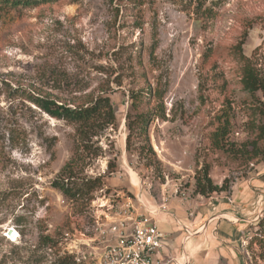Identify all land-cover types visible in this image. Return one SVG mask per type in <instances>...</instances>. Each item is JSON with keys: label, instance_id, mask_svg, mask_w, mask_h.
Here are the masks:
<instances>
[{"label": "rangeland", "instance_id": "374dc122", "mask_svg": "<svg viewBox=\"0 0 264 264\" xmlns=\"http://www.w3.org/2000/svg\"><path fill=\"white\" fill-rule=\"evenodd\" d=\"M246 30L243 52L264 71V0H146L141 8L129 0H54L0 15V264H59L65 233L100 235L92 209L105 194L136 200L143 193L164 212L170 201L190 202L192 211L233 202L232 187L247 182L253 190L239 216L250 220L236 232V261L223 264H264V160L248 162L210 138L231 107L229 140L239 149L252 134L251 106L264 101L241 83L234 45ZM150 88L161 99L144 101L140 111L157 105L149 122L155 154L141 153V136L127 146L131 93ZM22 91L71 106L109 96L116 123L81 135L77 124L52 117ZM69 162L76 183L89 180L78 200L53 185ZM205 163L216 184L228 179V191L196 193ZM42 235L58 244L42 243Z\"/></svg>", "mask_w": 264, "mask_h": 264}, {"label": "trees", "instance_id": "16d2710c", "mask_svg": "<svg viewBox=\"0 0 264 264\" xmlns=\"http://www.w3.org/2000/svg\"><path fill=\"white\" fill-rule=\"evenodd\" d=\"M54 0H0V15L9 14L12 12H22L27 9H34L46 5ZM134 6L141 8L146 0H129ZM251 27V23H250ZM248 36V30L243 33L242 38L234 45L235 54L242 63L241 83L243 89L255 95L258 92L263 93L264 97V71L258 67L254 57H248L243 52L245 38ZM156 40V39H155ZM157 41L153 44V50L156 48ZM212 49H207L204 54V59L211 57ZM26 97L34 102L43 111L47 112L52 117L65 119L78 125V130L81 135L86 133L90 128L106 125H114L116 123V111L109 96L97 95L92 96L84 103H78L74 106L69 103H59L48 95H33L25 93ZM146 94V95H144ZM160 100L161 93L158 90L149 89L148 91H132L131 106L127 115V146L129 147L134 136H141L143 143L141 144V153L145 149L155 154L151 145L149 135V122L157 108V105L149 107L147 110L140 111L141 104L145 101L147 105H151L153 99ZM251 118L248 120L251 137L247 141L241 143L239 149H234L235 144L229 140V136L233 130V114L231 107H225L217 118V126L211 133V142L215 148L228 151L234 156H241L248 162L255 159L264 160V101L251 106ZM211 165L205 163L197 170L195 175V191L203 197H210L215 192H226L229 189V181L225 179L219 185L214 182L210 175ZM74 178V179H73ZM75 173L72 162L67 163L61 169L59 175L53 181L54 187L61 190L68 197L78 200L84 195V190H88V181L79 185L75 182ZM100 182V178L97 179ZM264 216V215H263ZM262 216V217H263ZM264 221V217L260 219L259 224ZM41 242L54 247L58 244V240H54L51 235H42ZM59 264H78L71 255H63L59 259Z\"/></svg>", "mask_w": 264, "mask_h": 264}, {"label": "built area", "instance_id": "2783aa9c", "mask_svg": "<svg viewBox=\"0 0 264 264\" xmlns=\"http://www.w3.org/2000/svg\"><path fill=\"white\" fill-rule=\"evenodd\" d=\"M140 196L134 200L128 195L105 194L94 200L93 217L100 235L65 233L64 254L78 264H160L157 254L168 234L160 228L158 217L166 207H149L143 193ZM173 263L190 264V255L183 253Z\"/></svg>", "mask_w": 264, "mask_h": 264}, {"label": "crops", "instance_id": "0c3cea01", "mask_svg": "<svg viewBox=\"0 0 264 264\" xmlns=\"http://www.w3.org/2000/svg\"><path fill=\"white\" fill-rule=\"evenodd\" d=\"M247 184L249 185H234L233 202H215L213 208L198 205L191 211L190 202L184 204L170 201L169 210L158 217L160 228L168 234L165 246L157 254L160 264H174V258L183 253L190 255V264H223L224 261H236V232L239 233V226L245 224L242 221L250 220L239 216L244 206L241 199L248 202L251 198L253 187L250 182ZM184 212H187L186 218L179 220L178 214L182 215ZM191 214L193 217H190ZM174 217L186 229L185 233L179 231L178 224L173 221ZM214 230H217V238L213 237ZM188 233L190 239L185 240Z\"/></svg>", "mask_w": 264, "mask_h": 264}, {"label": "water", "instance_id": "95a60500", "mask_svg": "<svg viewBox=\"0 0 264 264\" xmlns=\"http://www.w3.org/2000/svg\"><path fill=\"white\" fill-rule=\"evenodd\" d=\"M16 234L15 230L14 229H10L9 232H8V235L11 236V237H14Z\"/></svg>", "mask_w": 264, "mask_h": 264}]
</instances>
